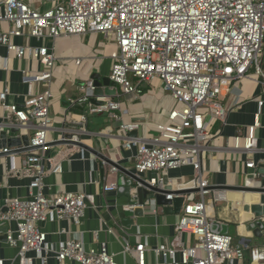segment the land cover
I'll list each match as a JSON object with an SVG mask.
<instances>
[{
    "label": "built area",
    "instance_id": "2783aa9c",
    "mask_svg": "<svg viewBox=\"0 0 264 264\" xmlns=\"http://www.w3.org/2000/svg\"><path fill=\"white\" fill-rule=\"evenodd\" d=\"M51 8L39 10L23 0H0V22L10 24L0 28V47H5L17 59L38 61L44 69L23 70V81L29 84V97L22 106L9 103V88L0 90V100L6 117H16L22 125L36 121L25 153L24 173L31 179L29 196H10L0 209V220L8 224L7 243L17 248L11 264H48L54 257L58 264H119L116 253L107 243L87 247L84 231L72 234L55 247L44 226L49 221H69L81 226L87 210L97 206L96 195L86 191H57L45 193V178L61 170V159L49 154V133L54 124L50 113L53 92L49 86L34 92V83L50 84L59 60L54 48L22 45L13 37L56 40L62 35L100 33L115 47L111 51L110 79L129 100H139L147 85L159 80L163 88L183 105L169 113V122L158 124V133L151 139L128 137L123 147L133 152V171L152 186L176 190L186 185L199 188L197 193L184 196L175 230L176 244L154 249L157 257L175 259L180 264H241L247 258L243 247L234 245L229 233L215 231L218 204L229 203L226 190H214L204 177L208 141L222 135L214 124H226L229 114L241 105L238 83L253 70L261 91L252 98L258 107L253 122L245 133L235 135L233 149L246 154L260 149L258 131L264 107V0H50ZM7 57L0 58V71L7 68ZM81 61L78 60L77 64ZM92 81L80 88L84 95L75 105L89 107V114H108L121 120L128 110L112 98H98L102 104L93 105L85 95ZM226 97H229L226 102ZM120 110V114L117 112ZM140 122L122 123L126 133L139 129ZM77 140V138H75ZM80 149V148H79ZM81 157L85 151L80 149ZM244 182L253 185L258 177L260 160L246 158ZM115 172L114 169H111ZM184 170L192 176L183 181ZM112 182L104 191L118 192ZM174 195H167L174 199ZM137 187H132L125 209L157 214L153 204H137ZM215 212V216H212ZM220 223V222H219ZM62 233L69 231L61 227ZM109 232L113 229L109 227ZM123 253L133 255L136 264H147L146 245L135 247L125 243ZM249 255V254H248ZM253 262L264 255L252 249ZM0 264H5L0 258Z\"/></svg>",
    "mask_w": 264,
    "mask_h": 264
},
{
    "label": "crops",
    "instance_id": "0c3cea01",
    "mask_svg": "<svg viewBox=\"0 0 264 264\" xmlns=\"http://www.w3.org/2000/svg\"><path fill=\"white\" fill-rule=\"evenodd\" d=\"M30 3L34 8L47 10L51 8L50 0H23ZM10 24L0 22V28L7 30ZM17 44L48 46L54 48L59 56L53 70L51 83H34V92H42L49 86L53 92L50 113L54 124L50 129L49 142L56 141L62 137L65 123L82 121L84 112L74 102L78 97L84 95L81 86L92 81V76L99 73L101 76L110 77L112 58L110 56L114 46L113 37L109 40L100 33H86L77 35H62L56 40L45 37L42 39L24 37H13ZM110 41V42H109ZM113 46V47H112ZM7 57V68L0 71V90L5 86L9 88L7 101L22 106L29 97V84L23 81V70L37 72L44 69L38 61L17 59L12 52L5 47H0V58ZM81 62L77 64V61ZM241 95V105L232 111L226 124L217 121L214 130L222 129V135L208 141L209 149L206 153L204 163V177L209 179L213 185H241L244 182L246 158H255L264 161V128L258 131L260 136L259 147L249 155L243 151H236L233 147L235 135L245 133V126L252 123L254 115L258 110L256 102L252 99L261 91L257 76L248 75L238 83ZM112 99L121 103L123 110H128L122 115L121 120H115L108 114H97L94 118L88 117V127L72 126L76 138L81 142L100 150L110 156L115 162L127 169L133 170L134 157L131 150L123 147L128 138L125 131L120 128L122 123L140 122L142 126L138 129L141 138L151 139L158 133V124L169 122V113L176 108L177 101L171 93L165 90L159 80L152 85H147L144 93L137 101H131L122 95L120 88L111 87ZM229 97H226V102ZM89 107L86 108L88 112ZM119 114L120 110L117 111ZM94 115V114H93ZM261 122L264 125V107ZM36 121H30L25 125L18 122L15 116L6 117L0 100V130L7 128H20L21 134L31 135L35 131ZM101 132L102 134H96ZM10 136L15 133H10ZM61 159V170L55 174L48 175L45 182V193L50 194L57 191L79 192L86 191L96 195L97 206L87 210V214L81 224L76 226L69 221H49L44 229L49 233V239L55 247L72 234L83 230L87 247H98L101 243H107L109 248L116 253L119 264H136L133 255L123 253L125 243L136 246L139 243L146 245L147 264H180L178 257L175 259H163L157 257L154 249L176 244L178 233L175 223L180 213H143L135 216L133 225L123 223V205L128 199L120 196L117 192H105L104 186L112 182L118 183L117 173L111 168L106 169L105 176H101L98 161L89 152H85V158L81 157L79 147L74 145L52 146L46 151ZM25 153H14L0 157V209L4 201L10 196H29V184L31 179L24 173ZM181 175L183 181L191 178L192 172L184 170ZM229 203L218 204L217 219L221 226L215 227V231L229 233L234 238V245L243 247L249 252L264 245V236L258 239L253 230L247 226L255 219L252 211H245V205L258 202V194H247L238 190H226ZM6 193V196L4 197ZM183 208V207H182ZM66 228L69 233L64 234L60 228ZM109 227L113 232H109ZM8 224L0 220V258L5 264H11L17 256V248L7 243L6 231ZM264 233V229H263ZM246 239H250L246 245ZM39 264V262H37ZM48 264H58L52 256ZM241 264H264V260L253 262L247 253V258Z\"/></svg>",
    "mask_w": 264,
    "mask_h": 264
},
{
    "label": "water",
    "instance_id": "95a60500",
    "mask_svg": "<svg viewBox=\"0 0 264 264\" xmlns=\"http://www.w3.org/2000/svg\"><path fill=\"white\" fill-rule=\"evenodd\" d=\"M92 86H88L85 91V95L89 98V101L93 105L102 104V101H99L98 98H110L113 93L110 91V88L113 87L117 89V84L110 79V77L101 76L99 73H95L92 76ZM80 108L84 114H87L85 103H79L76 105ZM72 126H80V128H87L88 121H72L65 123L63 129L62 137L56 141L49 142L47 146H59V145H74L83 149L85 152L91 153L98 161L99 169L101 176H105L106 169L109 167L115 170L118 176V193L120 196H125L127 199L130 198V191L132 187H137L138 201L137 204H144L145 206L155 205L157 207V213H180L184 205V196L191 193H197L200 191L199 188L190 187L186 185L181 189L168 190L161 189L155 186H152L145 178L138 176L133 170L127 169L122 165L115 162L110 156L105 155L100 150L87 145L80 140H75L76 135L73 132ZM10 133H15V135L10 136ZM96 134H102L101 132H96ZM128 137L138 138L139 130L135 129L127 133ZM30 136L27 134H21L20 128H12L11 130L4 128L0 130V157L14 154V153H24L33 149L34 147H29ZM258 177L254 179L253 185H245L243 182L241 185H211L209 188L214 190H238L243 191L247 194H258V202L253 203L252 205H245V211H252L255 216V219L249 223L247 226L248 230H253L255 237L262 239L264 236V161L260 162L257 166ZM174 195V199H168L167 195ZM6 196V193L4 197ZM5 204V201H4ZM215 212H212V216ZM143 215V211L135 209H125L123 211V223L130 226L135 223V216ZM212 226L219 227L221 223L213 222ZM222 227V226H221ZM5 238H7L5 236ZM251 242L250 239H246V245H249ZM258 250L261 254L264 255V245L258 247ZM250 258L252 256V249L248 252Z\"/></svg>",
    "mask_w": 264,
    "mask_h": 264
},
{
    "label": "rangeland",
    "instance_id": "374dc122",
    "mask_svg": "<svg viewBox=\"0 0 264 264\" xmlns=\"http://www.w3.org/2000/svg\"><path fill=\"white\" fill-rule=\"evenodd\" d=\"M109 42H110V41H109ZM111 42H113V43H111V44L115 47V41H111ZM113 46H112V47H113ZM250 75H254L253 70L251 71ZM151 85H152V84H151ZM136 101H137V100H136ZM176 108H177V109H183V105H182L181 103H178V102H177ZM96 115H97V114H94V115H93V114H92V115L89 114L88 116H89V119H90V118L92 119V118H94Z\"/></svg>",
    "mask_w": 264,
    "mask_h": 264
}]
</instances>
